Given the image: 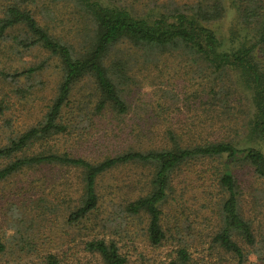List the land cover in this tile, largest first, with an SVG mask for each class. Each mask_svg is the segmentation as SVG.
<instances>
[{
    "label": "trees",
    "instance_id": "16d2710c",
    "mask_svg": "<svg viewBox=\"0 0 264 264\" xmlns=\"http://www.w3.org/2000/svg\"><path fill=\"white\" fill-rule=\"evenodd\" d=\"M38 2L0 0V183L29 171L52 170V177L47 175L44 180L49 185L48 193L35 184V179L26 187L37 196L36 202L33 200L36 211L29 214L33 233L24 239L23 232L21 243L14 239L10 244L12 260L25 261L24 264H70L64 244L47 235L45 223L63 204L66 223L74 229L64 233L66 246L77 237L97 231L82 241V251L102 264H127L118 243L101 233L96 228L98 224L88 225L85 221L99 208L103 179L134 166L141 169L140 175L144 172L138 180L141 185H136L138 190L126 189L122 194L119 186L108 185L109 197L104 201L114 209L116 217H145L149 245H170L161 264H193L192 238L182 235L178 225L169 226L164 208L176 195L185 193L184 187H179L185 182V175L179 180L182 169L204 163L207 167L202 166L200 171L211 170L218 195L214 214L219 228L212 241L239 263L248 262L253 253L263 261L257 245L264 237L258 238L254 225L241 213L239 185L231 165H248L264 178V0H169L157 5L159 11L142 14L111 0H76L91 27L76 43L52 30L46 9L35 13ZM39 12L48 22H41ZM230 12L234 18L227 35L232 47L227 49L219 23ZM123 45L136 56L139 52L144 57L177 52L185 56L187 66L192 63L203 66L201 70H210L212 78H203V112L219 111L225 105L224 112H230L228 103L235 100V90L225 88L223 78L235 75V83L231 79L229 82L249 91L253 111L248 132L261 147L239 148L230 140L203 136L194 139L190 131V141H185L180 135L183 133L169 127L162 143H148L141 128L124 124L131 105L123 84L128 81L132 65L129 52L120 48ZM33 51L42 57L27 66L11 63L16 56L22 59ZM51 62L58 68L57 85L46 111L27 128L12 129L18 112L16 102L43 93L49 81L44 70ZM6 115L10 116L3 118ZM98 119L106 120L105 125L110 126V133L105 130L109 138H92ZM113 136L122 138L125 144L101 156L74 155L61 148L65 142L72 147L103 145L105 141L114 142ZM70 173L75 175V182L67 176ZM100 226L106 228L105 224ZM7 243L0 237V257L7 255Z\"/></svg>",
    "mask_w": 264,
    "mask_h": 264
},
{
    "label": "rangeland",
    "instance_id": "374dc122",
    "mask_svg": "<svg viewBox=\"0 0 264 264\" xmlns=\"http://www.w3.org/2000/svg\"><path fill=\"white\" fill-rule=\"evenodd\" d=\"M38 1L37 8H34L35 5H33L35 13L46 9L47 17L53 28L51 29L72 43L85 38L88 27L91 30L88 16L77 5L76 0ZM168 1L111 0L112 3L125 7L135 14L159 11L157 5L166 4ZM180 1L183 3V0ZM37 17L41 19V22L44 19L47 21L45 14H41V12ZM233 18V12H230L219 23L224 46L227 49L232 47L227 30ZM120 48L129 52L127 54L130 56L132 65L128 72V81L123 84L127 100L131 105L129 116L124 119V124L141 128L145 132L144 135L147 136L146 139H149L148 143H153L152 145L162 143L164 132L169 127L177 133H183L180 135L185 141H190L187 140L189 137L187 133L190 131V135L192 132L194 133V139L203 136L210 140H230L237 143L239 148L252 145L261 147V144H258L259 141L255 140L248 132L247 125L253 111L249 91L238 84L232 85L229 82L231 79L235 83V75L231 74V76L223 78L225 88L230 87V90H235V100L228 103L230 112H224L227 105L218 109L219 111L209 109V111L203 112L200 107L202 89L206 86L203 78H212L210 70H201L203 66L199 68L192 63L190 67L189 64L187 66L185 56H181L177 52L152 54L144 57L140 52L136 56L124 45ZM41 57L39 52L33 51L24 54L22 59L16 56L11 63L14 66H27ZM44 72L49 80L46 89L39 96H32L26 101L16 102L18 112H15L14 118L12 117L15 123L11 125L12 129L27 128L37 122L46 111L47 105L55 93L58 68L51 62ZM7 116L10 115L3 116V118ZM115 121H113L112 127H115L117 120ZM105 124L106 120H97L95 125L97 129L93 130L92 138L100 140L104 137L109 138L106 136L105 130H109L108 133H110V126ZM140 134L143 138V133ZM113 137L114 142L105 141L103 145L85 143L81 147H72L70 143L65 142L61 148L69 149L74 155L101 156L112 152L114 147L125 144L122 142V138ZM1 138H3V134L0 131ZM215 164L218 166L217 161ZM202 166L207 167L204 163H196L192 168L182 169L179 173V180L181 176L185 175L182 180L185 182H181L179 187H184L185 193L176 195L175 200H171L169 206L164 208L165 219L169 226L178 225L181 227L182 235L187 234L186 236H190V240L192 238L190 249L192 263L264 264V260H259L255 253L249 255L248 262L239 263L236 258L212 241L219 228L214 214L215 200L218 195L214 177H211V170L202 172L203 170L200 171ZM231 170L239 185L241 213L251 221L257 230L258 238L261 239L264 237V178L260 177L248 165H231ZM50 172L29 171L0 183V237L9 242L7 243L9 251L7 255L0 257V264H24L25 261L14 262L12 260V250L9 249V246L14 239L21 243L23 232L25 233L24 239L31 237L33 231L30 230L29 214L36 211L33 200L35 199L36 202L37 196L32 195V192L28 191L26 187L32 179H35L37 180L35 184L38 183L39 187L44 188L45 193H48L49 185L44 180L47 175L52 177L49 175ZM140 173V168L128 166L107 175L103 179L99 208L85 222L88 225L98 224L99 226L96 228L101 233L105 232L107 237L114 239L120 246L121 252L127 257V264H161L171 250L170 245L161 247L149 245L146 239L145 217H132L125 214L116 217L113 213L114 209L108 205L107 201H104L109 197L107 191L110 186L108 185H112L113 188H116V185L119 186L122 188L120 191L122 194L126 189L138 190L136 185H141L138 180L144 177V172L142 171V175ZM67 176L70 177V181H76L73 173L67 174ZM131 180H135V182L133 183ZM54 212L51 214L50 220L45 221L46 228L48 227L47 235L60 244H64V251L67 256L70 255L68 259L70 264H102L97 257H92L82 251V241L90 238L89 233L93 235L97 231L89 232L88 236L77 237L70 246H66L67 238L64 233L68 230L69 233H72L74 229L66 223L65 205H60V210ZM101 224H105L106 228L102 229ZM257 247L262 251L261 256L264 257V241L260 240ZM244 248L249 250L246 246Z\"/></svg>",
    "mask_w": 264,
    "mask_h": 264
}]
</instances>
